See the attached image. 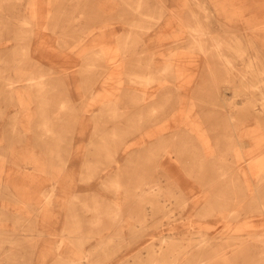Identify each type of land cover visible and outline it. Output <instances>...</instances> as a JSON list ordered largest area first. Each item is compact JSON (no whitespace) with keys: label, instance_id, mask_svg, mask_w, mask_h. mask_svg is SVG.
Instances as JSON below:
<instances>
[{"label":"rangeland","instance_id":"374dc122","mask_svg":"<svg viewBox=\"0 0 264 264\" xmlns=\"http://www.w3.org/2000/svg\"><path fill=\"white\" fill-rule=\"evenodd\" d=\"M135 1L0 0V72L34 85L11 100L0 78V264H264V116L241 92L264 69V0ZM199 22L231 72L188 50Z\"/></svg>","mask_w":264,"mask_h":264},{"label":"bare ground","instance_id":"6f19581e","mask_svg":"<svg viewBox=\"0 0 264 264\" xmlns=\"http://www.w3.org/2000/svg\"><path fill=\"white\" fill-rule=\"evenodd\" d=\"M180 3V2H179ZM178 3V4H179ZM136 6V7H135ZM133 8H134V11H136L137 13H141V14H143V10H142V2L140 1V0H136L135 1V4L133 5ZM151 13V12H150ZM34 15H36V14H34ZM35 18V17H34ZM23 24H29V22L28 21H22V25ZM38 25V24H37ZM22 27V26H21ZM191 29H194L195 30V32H197V30H198V32L195 34V36L194 37H191V39L188 41V46H189V48H188V50H191V51H194V50H198L199 52H204V53H207V52H212L213 51V49H212V51L209 49V47L210 46H208L207 44H206V41H207V39H206V36L207 35H205V33H203L202 31H199L201 28H202V24H200V22L198 23V24H195L194 26L193 25H190L189 26ZM146 28H148V27H146ZM18 31H20V28L18 27V28H16ZM165 30V29H164ZM229 38H232V40L230 41L229 39V41H230V43L231 42H233V41H238V36H233V37H229ZM96 39L99 41V38H94L93 39V41L94 42H96ZM101 39H102V42L103 43H105V42H107V40H108V38L105 36V35H103V37H101ZM215 37H213V43L211 44V45H213V44H215L216 42H215ZM97 41V42H98ZM38 42V41H37ZM91 42H92V40H91ZM96 42V43H97ZM247 42H249L248 41V39H247ZM93 43V42H92ZM18 45H21V43H17ZM90 44V43H89ZM98 44H99V42H98ZM97 44V45H98ZM91 45V44H90ZM217 45H219V44H217ZM94 46H96V44L94 45ZM93 46V47H94ZM88 47H89V45H88ZM84 48V47H83ZM54 49H55V47H54ZM88 49V48H87ZM9 51H11L12 52V49H10ZM20 51H24V50H21V49H17L16 50V52H17V54L19 53V54H21V52ZM54 51V50H53ZM86 52V51H85ZM89 53H90V51H89ZM180 53V52H179ZM182 53V52H181ZM185 53V52H184ZM212 53H214L215 55H216V57L217 58H219L222 62H223V65H224V67H225V69H227V71H232L233 70V68H235V63H234V61L232 60V58L231 57H229V55L226 53V52H224L223 50H219L218 48H217V50H215L214 52H212ZM86 54V53H85ZM71 55V54H70ZM80 55V54H79ZM82 55V54H81ZM187 55V54H186ZM33 56V55H32ZM37 56H39V54L37 55ZM73 56H74V54H73ZM78 56V55H77ZM86 56V55H85ZM84 56V57H85ZM184 56H185V54H184ZM190 56V55H189ZM32 58V57H31ZM40 58H41V56H40ZM79 58H80V56H79ZM191 58V57H190ZM33 59V58H32ZM43 59V58H42ZM45 59V58H44ZM71 59H73V58H71ZM245 59V58H244ZM198 60V59H197ZM196 60V61H197ZM261 60H262V57H261ZM55 61V60H54ZM73 61H74V59H73ZM188 61V60H187ZM194 60L193 59H190L189 61H188V64H191L192 62H193ZM249 61V60H248ZM13 64H18V66H20L21 64H22V59L21 58H17L16 60H13ZM247 64V61H246V59H245V63H244V65H246ZM74 65H76V64H74ZM194 66V65H193ZM59 67V66H58ZM186 67V68H185ZM183 69V74H185V75H188V74H190V73H188L187 72V70H188V65H186ZM191 67V66H190ZM197 67V66H196ZM4 68V67H3ZM3 68H1L2 70V72H4L5 70H3ZM68 68V67H67ZM70 68H72V67H70ZM69 69V68H68ZM67 69V70H68ZM179 69V68H178ZM178 69H177V74H176V72H175V74L178 76H182V72L180 73V74H178L179 72H178ZM66 70V69H65ZM190 70V69H189ZM57 71V70H56ZM69 71V70H68ZM179 71H180V69H179ZM2 72H0V78L2 79V87L1 88H3L2 89V91H4L5 93H8L9 95H12L13 93H15V92H18V93H15L16 94V97H13L11 100H16V99H18V98H20V96L21 95H23V91L21 90L20 91V88H19V83H21V81L23 80V79H26V81H28L27 83H26V86L25 85H23L25 88L27 87L28 89H30L28 92V96H29V94L31 93V92H33L34 91V85H33V82H31V79H28V76L25 74V73H23V72H19L18 74H17V72L16 71H9V70H6L5 71V74H3ZM60 73V72H59ZM64 73V72H63ZM242 72H241V70H240V72H239V75L241 74ZM261 73H264V69H263V72H261ZM261 73L259 74V79L258 80H256L254 83H251V84H244V89L241 91V92H243V93H249V94H253V95H255V96H257V97H253V98H247V103H246V107L249 109V110H251L250 112L252 113V115L254 116L253 118L254 119H256V123H257V121L259 120L258 118H260L262 115L264 116V76L263 75H261ZM71 74V73H70ZM75 74V73H74ZM66 75V74H65ZM61 76H63V75H61ZM186 77V76H185ZM9 81H11L9 84H8V82ZM14 82V83H13ZM109 82L110 81H108V83H106V86H105V83H103V90H104V92H106V93H110V94H113L112 92L114 91L113 90V88H112V90L109 88ZM34 83H39V84H41V85H45V82L42 80V79H36V78H34ZM185 85V84H184ZM187 85V84H186ZM105 86V87H104ZM188 86V85H187ZM183 87H178V89H179V91L182 89ZM249 88H251V90H249ZM31 91V92H30ZM11 92V93H10ZM225 93V92H224ZM107 95V94H106ZM16 115V114H15ZM227 118L230 120V121H233V119H234V114H233V111H228V114H227ZM50 125V124H49ZM51 126V125H50ZM49 126V127H50ZM251 126V125H250ZM48 129V128H47ZM133 146V145H132ZM130 147L131 146H128V147H126L124 150H123V152H122V155L124 156V155H126L129 151H130ZM169 158V157H168ZM159 164V163H158ZM261 165H263V162H253L252 164H251V166H250V169H252L253 171H255L257 168H259V166H261ZM107 168V167H106ZM109 170H110V172H111V170H112V168L110 167L109 168ZM259 170V169H258ZM118 171V170H117ZM257 171V170H256ZM110 172H107L106 171V176L109 178V177H111L110 175H112V173H110ZM221 174H223V168L221 169ZM11 178H10V182L7 184V186H6V188L10 191V192H12V194H14V192L13 191H11L12 190V188H13V186H15V178H13L12 176H10ZM9 178V177H8ZM72 178V177H71ZM71 180V179H70ZM69 180V181H70ZM53 182H52V186H51V190H50V194L49 195H46V198H47V203L48 204H52V205H56V204H58L60 201H57V200H59L60 199V196L62 197V199H63V196H65L66 194H67V191H68V187H67V185H65L64 184V182H63V180H59V179H53L52 180ZM72 181V180H71ZM4 183V182H3ZM38 183V182H37ZM36 183V184H37ZM22 184V185H21ZM21 189H27L28 187H30L29 186V184L27 183V182H25L24 181V178L22 179V182H21ZM19 185V186H20ZM39 187V186H38ZM37 187V188H38ZM70 188V187H69ZM146 189H144V191H145ZM58 192V193H57ZM146 192H147V190H146ZM71 193H72V191H71ZM159 193H160V188H159ZM63 195V196H62ZM68 195V194H67ZM72 195V194H71ZM189 195V194H188ZM74 194H73V198H74ZM53 197H55L56 199L55 200H53ZM70 198V197H69ZM66 200V199H65ZM58 202V203H57ZM65 203H66V201H65ZM12 205V204H11ZM0 208H1V211L3 210V209H10V208H8V205H7V203H3L2 204V201L0 202ZM158 206V205H157ZM165 207V206H164ZM12 210V209H11ZM146 210V209H145ZM12 212H14L13 210H12ZM235 212V211H234ZM237 213H238V211H237ZM236 213V214H237ZM13 214V213H12ZM240 214V213H239ZM237 216V215H236ZM252 228H254V227H252ZM241 228H238V230H240ZM191 233V232H190ZM191 235V234H190ZM185 236H187L186 234H185ZM252 236V233L251 234H249V236L248 237H251ZM171 237V236H170ZM174 237H176L175 235H174ZM177 237H178V235H177ZM188 237V236H187ZM221 237V236H220ZM223 237V236H222ZM241 237H244V235H237L236 237H234V236H231V238H233V239H238V240H240L239 238H241ZM189 238V237H188ZM187 238V239H188ZM212 238V237H211ZM172 239V238H171ZM185 239V238H184ZM190 239V238H189ZM209 239H210V237H208V236H206L205 234H202V233H200L199 234V236H198V238H196L195 240L197 241V243L198 244H201V246H202V244H206V243H208V241H209ZM215 239V238H214ZM230 239V238H229ZM173 240V239H172ZM189 241V240H188ZM193 241V239L191 240V242ZM65 247V246H64ZM66 248V247H65ZM191 249V248H190ZM61 250V249H60ZM201 250V249H200ZM59 252V251H58ZM190 253L192 252V251H189ZM50 253H52V251H50ZM65 254V253H64ZM64 254H63V256H64ZM65 256H67V255H65ZM64 256V257H65ZM71 256V255H70ZM173 256H174V254H173ZM43 259V258H42ZM71 259H72V257H71ZM76 259V258H75ZM45 260V259H44ZM200 260V259H199ZM198 264H202V262H200V263H198Z\"/></svg>","mask_w":264,"mask_h":264}]
</instances>
